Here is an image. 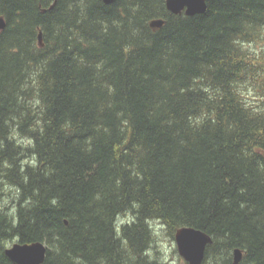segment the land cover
<instances>
[{
    "label": "trees",
    "instance_id": "1",
    "mask_svg": "<svg viewBox=\"0 0 264 264\" xmlns=\"http://www.w3.org/2000/svg\"><path fill=\"white\" fill-rule=\"evenodd\" d=\"M205 3L0 0V264H161L154 222L264 264V0Z\"/></svg>",
    "mask_w": 264,
    "mask_h": 264
},
{
    "label": "water",
    "instance_id": "2",
    "mask_svg": "<svg viewBox=\"0 0 264 264\" xmlns=\"http://www.w3.org/2000/svg\"><path fill=\"white\" fill-rule=\"evenodd\" d=\"M103 4H112L115 0H101ZM55 4L54 3L50 6ZM165 7L168 12L174 15L184 14L191 17L203 14L206 10L205 0H165ZM165 22L161 19H153L149 27L155 31L160 29ZM4 27L3 19L0 18V29ZM38 44L42 47L41 32L38 34ZM174 242L177 252L187 264H202L205 249L212 241L210 236L204 232L191 228H178L174 235ZM5 256L14 264H43L46 257V246L42 242L13 243L9 248L4 249ZM242 253L239 249L233 251V264H239Z\"/></svg>",
    "mask_w": 264,
    "mask_h": 264
},
{
    "label": "rangeland",
    "instance_id": "3",
    "mask_svg": "<svg viewBox=\"0 0 264 264\" xmlns=\"http://www.w3.org/2000/svg\"><path fill=\"white\" fill-rule=\"evenodd\" d=\"M245 48L252 50L253 52L256 53V55H259L260 53L264 54V36H262L260 40L257 41L255 44H250V46ZM259 62L262 66H264L263 58L260 57ZM258 86L259 87L262 86L260 81L258 82ZM249 92H250L249 94L244 95L245 101H247L248 98L255 99L254 95L259 93L258 90H255L254 92L253 91H249ZM252 104H255V101L252 102ZM9 196H11V194ZM123 221H124L123 218H120L119 224L122 223ZM153 226H154L153 243L149 256L151 258H154V256L157 257L159 256L158 257L160 259L159 263L162 262L161 264H187L184 261V259L179 256L174 242V237L172 238L169 236L168 232L166 231V227L159 225L157 222H154ZM13 243H16V241L15 240L7 241L3 243V248H9L11 245H13ZM213 252L214 253L212 255H209L207 257L208 263H212L213 261L219 262L222 259L221 256L223 254L221 251L215 250ZM232 259H233V252H232Z\"/></svg>",
    "mask_w": 264,
    "mask_h": 264
},
{
    "label": "flooded vegetation",
    "instance_id": "4",
    "mask_svg": "<svg viewBox=\"0 0 264 264\" xmlns=\"http://www.w3.org/2000/svg\"><path fill=\"white\" fill-rule=\"evenodd\" d=\"M48 9H51V8L49 7ZM42 11H45V9H44V10H42Z\"/></svg>",
    "mask_w": 264,
    "mask_h": 264
}]
</instances>
